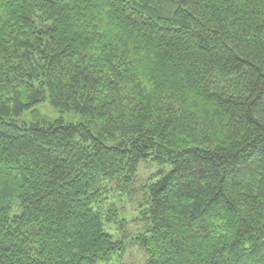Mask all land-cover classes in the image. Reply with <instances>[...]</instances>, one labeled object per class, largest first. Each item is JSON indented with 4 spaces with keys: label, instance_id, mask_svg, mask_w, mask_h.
<instances>
[{
    "label": "trees",
    "instance_id": "obj_1",
    "mask_svg": "<svg viewBox=\"0 0 264 264\" xmlns=\"http://www.w3.org/2000/svg\"><path fill=\"white\" fill-rule=\"evenodd\" d=\"M130 244L264 264V0H0V264Z\"/></svg>",
    "mask_w": 264,
    "mask_h": 264
},
{
    "label": "rangeland",
    "instance_id": "obj_2",
    "mask_svg": "<svg viewBox=\"0 0 264 264\" xmlns=\"http://www.w3.org/2000/svg\"><path fill=\"white\" fill-rule=\"evenodd\" d=\"M42 115L47 116L51 120H56L62 118L64 122H79L81 121V116L79 114H72V113H60L57 109L52 107L49 101H46L36 107ZM23 120L26 122H32L33 117L31 111H26L23 115ZM156 165L150 162H143L139 169V174L141 178L147 177L153 171H155ZM135 203L134 200L130 201V199H124V202L120 203L119 206H123L122 208L129 214V211H133ZM134 213H132L133 215ZM131 215V214H130ZM130 226H134L130 224ZM134 229V227H132ZM144 257L143 252L139 247L136 245L130 244L128 252L125 256V259L130 263L132 261L134 264L140 262Z\"/></svg>",
    "mask_w": 264,
    "mask_h": 264
}]
</instances>
